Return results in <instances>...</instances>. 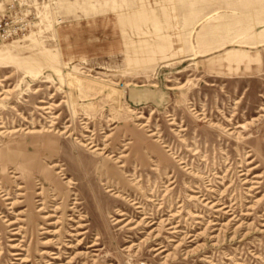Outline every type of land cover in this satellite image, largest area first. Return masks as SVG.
Returning <instances> with one entry per match:
<instances>
[{"label":"rangeland","instance_id":"374dc122","mask_svg":"<svg viewBox=\"0 0 264 264\" xmlns=\"http://www.w3.org/2000/svg\"><path fill=\"white\" fill-rule=\"evenodd\" d=\"M19 1L0 264H264V0Z\"/></svg>","mask_w":264,"mask_h":264},{"label":"built area","instance_id":"2783aa9c","mask_svg":"<svg viewBox=\"0 0 264 264\" xmlns=\"http://www.w3.org/2000/svg\"><path fill=\"white\" fill-rule=\"evenodd\" d=\"M19 0H11L9 8L0 9V46L20 40L31 31V22L25 13L19 14L13 7Z\"/></svg>","mask_w":264,"mask_h":264},{"label":"bare ground","instance_id":"6f19581e","mask_svg":"<svg viewBox=\"0 0 264 264\" xmlns=\"http://www.w3.org/2000/svg\"><path fill=\"white\" fill-rule=\"evenodd\" d=\"M31 38V37H30ZM8 45H10V44H5V45H3V46H0V48H2V47H6V46H8ZM20 46V45H19ZM10 53V52H9ZM10 56H12V55H10ZM2 57V56H1ZM0 57V61L1 60H4V58H1ZM6 61V60H5ZM142 91H144L143 89H139V88H136V87H132L131 88V95H132V97H137V96H142V97H146L147 96V94L148 93H142ZM38 151H36L35 153H37ZM21 161V160H20ZM33 158H32V156L30 157L29 155H27L25 158H24V167H22L23 168V171L25 172V171H30L31 169H33ZM108 163H111L109 160H107V159H104V160H102V162L99 164L100 166H99V169L100 170H102L103 169V167L105 166V165H109ZM112 164V163H111ZM37 165V164H36ZM36 165H34V166H36ZM39 167H40V165H39ZM61 167V168H60ZM46 168V169H45ZM60 168V169H59ZM59 169V170H58ZM45 170V171H44ZM42 172V171H41ZM40 172V173H41ZM116 172V171H115ZM42 174H43V176H42V178H43V183H44V185H46V182L48 183V184H53V183H56L58 180H57V177H55V176H57V175H64V174H66V170H65V168L60 164V163H55V164H53V165H49L48 166V168L47 167H44V169H43V172H42ZM52 175H54L53 177H52ZM66 177H64V178H62V180L63 179H65ZM63 181H65V180H63ZM59 183H60V181H59ZM62 183V182H61ZM64 183H66V185H67V181H65ZM54 185V184H53ZM56 185V184H55ZM57 185H58V183H57ZM69 186V185H68ZM30 190V189H29ZM64 192H65V190H64ZM40 207V206H39ZM44 250V249H43ZM42 254H47V252H43ZM57 255H58V253H57ZM48 257V256H47ZM46 259V258H45Z\"/></svg>","mask_w":264,"mask_h":264},{"label":"crops","instance_id":"0c3cea01","mask_svg":"<svg viewBox=\"0 0 264 264\" xmlns=\"http://www.w3.org/2000/svg\"><path fill=\"white\" fill-rule=\"evenodd\" d=\"M235 49H236V48H235ZM231 50H232V49H228L227 51H231ZM236 56H237V54L234 53V52H230V53L227 54V58H228V59H233V58L236 57ZM101 162H102V161H101ZM99 166H100V165H98V168H99ZM106 166H107V165H105L104 167H106ZM104 167H103V168H104Z\"/></svg>","mask_w":264,"mask_h":264}]
</instances>
